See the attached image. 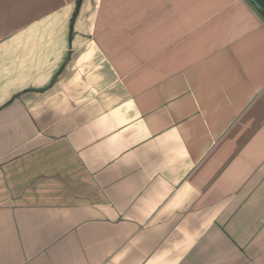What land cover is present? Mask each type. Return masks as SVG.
Here are the masks:
<instances>
[{"label":"crops","instance_id":"0c3cea01","mask_svg":"<svg viewBox=\"0 0 264 264\" xmlns=\"http://www.w3.org/2000/svg\"><path fill=\"white\" fill-rule=\"evenodd\" d=\"M77 3L0 0V264H264L256 6Z\"/></svg>","mask_w":264,"mask_h":264},{"label":"water","instance_id":"95a60500","mask_svg":"<svg viewBox=\"0 0 264 264\" xmlns=\"http://www.w3.org/2000/svg\"><path fill=\"white\" fill-rule=\"evenodd\" d=\"M251 1L255 4L257 10L264 18V0H251Z\"/></svg>","mask_w":264,"mask_h":264},{"label":"trees","instance_id":"16d2710c","mask_svg":"<svg viewBox=\"0 0 264 264\" xmlns=\"http://www.w3.org/2000/svg\"><path fill=\"white\" fill-rule=\"evenodd\" d=\"M80 1H81V0H78V3H77V10H78V8H79V6H80ZM77 12H78V11H77ZM77 12H76V13H77ZM75 15H76V14H75Z\"/></svg>","mask_w":264,"mask_h":264},{"label":"rangeland","instance_id":"374dc122","mask_svg":"<svg viewBox=\"0 0 264 264\" xmlns=\"http://www.w3.org/2000/svg\"><path fill=\"white\" fill-rule=\"evenodd\" d=\"M249 1L255 6V4L251 0H249Z\"/></svg>","mask_w":264,"mask_h":264}]
</instances>
